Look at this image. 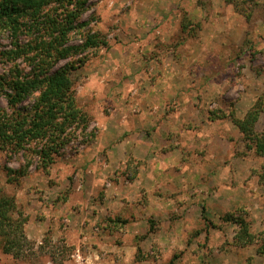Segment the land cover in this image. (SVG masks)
<instances>
[{"label": "rangeland", "instance_id": "1", "mask_svg": "<svg viewBox=\"0 0 264 264\" xmlns=\"http://www.w3.org/2000/svg\"><path fill=\"white\" fill-rule=\"evenodd\" d=\"M164 1L88 0L77 21L87 25L70 32L68 44L98 35L105 46L49 71L68 65L88 126L67 130L68 143L46 170L36 155L43 141L18 153L0 145V190L26 219L28 242L14 258L2 252L0 239V264H264L258 244L233 245L237 227L224 220L243 218L255 236L264 227V185L252 174L264 157L245 146L228 117L242 120L259 103L254 130L264 132V0H220L221 8L208 0L207 21L190 23L187 38L170 39L154 14L172 10L169 1L158 7ZM18 42L34 45L33 35L26 31ZM10 49L4 33L0 52ZM31 58L0 60V76H27ZM35 95L14 109L0 95V107L25 114ZM157 130L166 135L156 140L166 145L160 168L154 153L132 157V145L154 142ZM173 145L182 147L179 165L168 156ZM7 169L24 176H8ZM184 170L191 174L180 175Z\"/></svg>", "mask_w": 264, "mask_h": 264}, {"label": "trees", "instance_id": "2", "mask_svg": "<svg viewBox=\"0 0 264 264\" xmlns=\"http://www.w3.org/2000/svg\"><path fill=\"white\" fill-rule=\"evenodd\" d=\"M87 8L88 0H0V36L9 34L13 47L1 51L0 60L9 62L32 54L34 56L31 58L34 70L27 76H19L18 73L10 77L0 76V95L6 98L8 108L14 109L37 94L25 114L8 115L0 107V145L9 148L12 153H18L23 150L24 144L43 141L44 145L36 151L43 170L52 163L53 155L68 143L65 137L67 130L75 128L84 131L88 126L87 115L77 107L73 97L68 65L49 72L59 60L81 54L89 48L105 46L106 43L98 35L88 36L78 45L68 44L69 33L87 25L86 22L77 23ZM26 31L33 35L34 40V45H27V48L18 42L19 36L26 34ZM261 112V106L256 103L242 120L232 115L228 117L241 134L245 146L252 149L256 156L264 157V132L256 133L254 130ZM225 117L223 115L222 118ZM7 171L8 176L10 173L24 176L23 170ZM252 174L259 184L264 185V165L258 171L253 170ZM10 178L7 180L11 182L13 179ZM224 220L237 227L232 239L234 246L243 248L258 244L256 252L264 256V227L255 236L250 233L249 225L243 218L227 216ZM25 221L22 214L16 211L14 198L5 196L0 190L3 253L14 258L22 254L28 243L23 231Z\"/></svg>", "mask_w": 264, "mask_h": 264}, {"label": "crops", "instance_id": "3", "mask_svg": "<svg viewBox=\"0 0 264 264\" xmlns=\"http://www.w3.org/2000/svg\"><path fill=\"white\" fill-rule=\"evenodd\" d=\"M168 1L173 3L172 4L173 5L172 10L168 9V10L163 12V9L158 8L159 11L155 10V13H154V14L157 13V15L159 16L158 25L161 26V35H162L163 39H166V38L170 39L172 37H176L177 35H181L182 37L187 38L188 34H190V27H191V26H189L190 23L200 22L199 20H206L205 18H208V14L211 13V11L209 9L207 10L208 0H205L204 1L205 3H200L198 0H171V1L167 0V1H164V2H166L164 5L158 4V7L162 6V8H164L166 5L170 4ZM216 5L219 8L223 7L222 3H220V0H216ZM149 13H150V11H149ZM153 16L155 17L156 15H151V19L153 18ZM167 22H170L173 24L167 25ZM181 22L185 23V25H183V27L185 28L184 30L181 29V26H182ZM186 25H188L189 27L187 26L188 28H186ZM172 78H174V77H172ZM168 83L176 84V83H179V81L172 80V81H169ZM186 83H188L187 79L185 81L182 80L180 82V84H186ZM176 98L180 99V100L184 99V95L183 94L181 95L178 93V95H176ZM177 131H179V133L182 134V137H184V134H185L184 131L185 130H183L182 125H180V127L178 128ZM157 132H159V135H160V131L157 130ZM165 137H166V135H160V136L156 137L154 142H153V140L148 138L147 140H143V142L141 141L142 142L141 145H138V144L132 145V150H134V152H135V153H132V157L138 156V157L144 158V157H147L150 153H154V157L151 158V161L158 162V168H160V166H162L160 164V161H159L160 156H161L163 150L165 149L164 146H166V145H157L156 140L163 142V141H166ZM217 138H218V140L223 141V139L220 138L219 136ZM143 145H144V147H142ZM120 146H121L120 148L125 149L124 145H120ZM115 148L116 147H114V149ZM172 149H173V151L168 153V156L171 159L173 158L172 161H174V162L176 161V164L179 165L180 161H182V155H181V150H180V149H182V147H180L179 145H173ZM152 164H153L152 162L149 163L150 166ZM162 168L164 170L166 168L165 165ZM192 169L190 168L189 172L193 173L194 171ZM185 171L186 170L181 171L180 175H183L185 173V174H187V176H189L191 174V173H186ZM149 174L153 175L152 177L155 176V174L153 172H150ZM156 174L160 175L161 173L157 172ZM191 176H193V175H191Z\"/></svg>", "mask_w": 264, "mask_h": 264}]
</instances>
